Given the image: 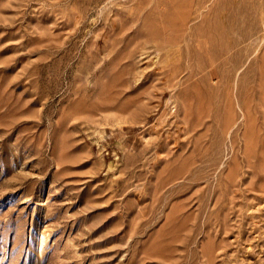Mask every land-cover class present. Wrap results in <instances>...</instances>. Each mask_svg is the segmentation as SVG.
<instances>
[{
    "label": "rangeland",
    "instance_id": "obj_1",
    "mask_svg": "<svg viewBox=\"0 0 264 264\" xmlns=\"http://www.w3.org/2000/svg\"><path fill=\"white\" fill-rule=\"evenodd\" d=\"M0 264H264V0H0Z\"/></svg>",
    "mask_w": 264,
    "mask_h": 264
},
{
    "label": "bare ground",
    "instance_id": "obj_2",
    "mask_svg": "<svg viewBox=\"0 0 264 264\" xmlns=\"http://www.w3.org/2000/svg\"><path fill=\"white\" fill-rule=\"evenodd\" d=\"M252 27V26H251ZM250 27V28H251ZM172 44V42L171 41H169V40H167L166 42H165V44L164 45H161V47H159V46H156L155 48H156V50L159 52V53H162V52H164L165 50H167V49H169V48H171V45ZM208 64V63H207ZM223 65H224V63H223ZM220 66V65H219ZM222 66V65H221ZM178 66L177 65H175V66H172V67H170V69H172L173 71L177 68ZM162 68H164L165 70H167L168 68L167 67H162ZM209 68V76H210V83L211 82H213V81H215V79H216V77L218 78V77H221V73H220V70L218 69V68H215L214 67V65H212V64H210V66L208 67ZM180 69H182V68H180ZM222 69V68H221ZM186 70H188V69H186ZM184 72V70H182L181 71V73H179V74H177V76H176V78L175 79H178L177 77H180V75H182V73ZM191 75L190 74H188V75H186V80L188 81L189 80V77H190ZM181 81V79L179 80L178 79V83ZM170 90V89H169ZM174 90V89H173ZM178 114V113H177ZM177 116V115H176Z\"/></svg>",
    "mask_w": 264,
    "mask_h": 264
}]
</instances>
